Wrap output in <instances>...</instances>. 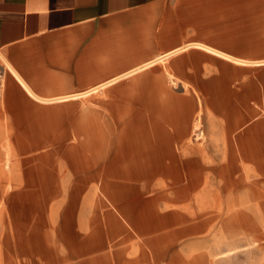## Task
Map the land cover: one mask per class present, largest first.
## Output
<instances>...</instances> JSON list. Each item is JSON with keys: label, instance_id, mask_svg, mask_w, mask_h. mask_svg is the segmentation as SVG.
<instances>
[{"label": "crops", "instance_id": "crops-1", "mask_svg": "<svg viewBox=\"0 0 264 264\" xmlns=\"http://www.w3.org/2000/svg\"><path fill=\"white\" fill-rule=\"evenodd\" d=\"M260 47L264 0H0V61L10 65L0 64V127H51L55 107L97 93L152 95L139 102L141 130L125 133L114 155L87 173L98 190L115 206L128 204L144 224L160 219L162 207L183 221L226 217L236 222L231 236L255 240L262 232L254 222H264V139L250 141L238 121L209 123L206 140L193 145L192 136H203L202 108L192 124L191 105L185 124L160 137V78L175 84L191 77L185 73L192 63L213 56L261 65L264 57H244L264 53ZM248 161L255 170L246 180ZM244 187L250 212L233 196ZM36 247L20 251L44 252L42 264L69 262V254Z\"/></svg>", "mask_w": 264, "mask_h": 264}, {"label": "rangeland", "instance_id": "rangeland-1", "mask_svg": "<svg viewBox=\"0 0 264 264\" xmlns=\"http://www.w3.org/2000/svg\"><path fill=\"white\" fill-rule=\"evenodd\" d=\"M244 57L257 59L264 53ZM191 67L185 73L191 77L173 79L175 84L160 78V137L163 130L172 132L185 124L191 105L192 124L197 106L202 108L203 132L200 140L192 136L191 144L202 145L209 123L219 128L234 121L250 141H262L264 64H236L213 56ZM151 96L97 93L55 107L51 127H0V264H42L47 259L44 252L23 253L21 246L33 251L37 246L38 252L46 246L60 257L69 254L66 264H264V222H254L262 232L255 240L251 235L231 236L236 222L226 217L183 221L162 207L159 220L144 224L128 204L111 205L89 177L88 172L114 155L125 133L141 130L145 109L139 102ZM37 117L41 122L47 118L44 112ZM254 170L251 161L245 163L246 180ZM233 196L251 211L245 187ZM26 234L31 237L24 238Z\"/></svg>", "mask_w": 264, "mask_h": 264}, {"label": "bare ground", "instance_id": "bare-ground-1", "mask_svg": "<svg viewBox=\"0 0 264 264\" xmlns=\"http://www.w3.org/2000/svg\"><path fill=\"white\" fill-rule=\"evenodd\" d=\"M3 63L5 64V66L7 67V69H9L10 65L7 63V61L5 59H3Z\"/></svg>", "mask_w": 264, "mask_h": 264}]
</instances>
